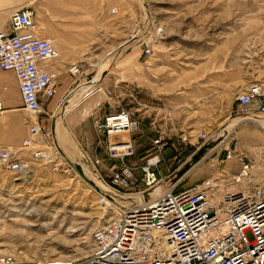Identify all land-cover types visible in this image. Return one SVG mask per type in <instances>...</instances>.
Here are the masks:
<instances>
[{"label":"rangeland","instance_id":"1","mask_svg":"<svg viewBox=\"0 0 264 264\" xmlns=\"http://www.w3.org/2000/svg\"><path fill=\"white\" fill-rule=\"evenodd\" d=\"M13 1L34 12L39 33L44 36L49 30L53 36L47 38L56 47L68 40L46 26L42 0ZM81 2L77 1V11L73 12L84 15L75 16L69 23L86 25V33H80L78 39L90 43L86 48L90 55L81 59L83 65L103 63L98 71L97 96L102 101L96 118L125 110L140 125L131 133L99 139L96 118L79 130L68 129L64 121L56 129L57 118L52 120L44 107L40 125L43 131L52 132L54 144L73 169L54 171L48 164H36L32 176L24 180L0 164V259H5V264H66L90 255L93 233L116 216L109 202L106 206L99 204V193L109 192L124 205L135 197L141 185V167L158 154L154 144L157 133L145 130V126L161 112L159 109L169 120V135L163 136L168 146L160 166L166 183H179L178 189L183 190L219 178L221 191L234 192L264 184V174L254 168L238 186L225 187L222 181L232 161L224 163V150L237 146L233 155L244 152L254 166L264 156V132L257 126L264 118H258L257 125L242 122L229 126L245 119L237 115V97L252 84H259L264 91V0ZM89 25L92 29L87 28ZM108 45H116L110 48L114 54L107 58L98 55ZM147 49L150 55L145 54ZM212 111L220 112V119H211L208 113ZM20 114L28 130L25 120L35 115L26 110ZM205 120L210 124L187 133L189 124H208ZM5 125V114H0V146L18 151L22 143L8 142ZM202 132L213 138L198 140ZM62 139L79 147V155L66 149ZM125 141L132 142L134 154L124 161L111 158L108 142ZM207 144L210 147L192 164V157ZM26 156L31 157L29 152ZM95 160L100 163L95 164ZM187 163L191 166L177 176ZM238 163L236 175L241 169ZM123 164L136 172L138 183L132 190L111 185L112 172ZM158 187L162 194L165 184Z\"/></svg>","mask_w":264,"mask_h":264},{"label":"built area","instance_id":"2","mask_svg":"<svg viewBox=\"0 0 264 264\" xmlns=\"http://www.w3.org/2000/svg\"><path fill=\"white\" fill-rule=\"evenodd\" d=\"M10 26V34L0 32V69L16 74L23 109L35 117L25 120L29 136L18 151L0 146V164L24 180L32 176L36 164L69 172L73 165L54 144L52 132L43 131L39 121L44 107L57 94V75L43 65L57 61L60 52L51 40L39 35L31 9L14 10ZM145 54L150 55L151 50L147 49ZM69 73L81 75L80 65H71ZM237 105V115L246 118L241 122L256 124L258 118H264L262 87L249 86L237 97ZM3 112L0 102V114ZM139 125L125 110L94 120L99 139L107 140L131 133ZM211 138L205 132L198 136L204 142ZM108 143L111 158L124 161L134 154L130 141ZM154 144L158 154L141 167V185L135 197L124 205L113 194L99 193V204L110 203L116 216L95 230L93 248L86 259L66 264H264V186L221 191L219 178H211L179 190V183L168 184L160 174L168 141L161 136ZM28 152L30 158L26 156ZM232 154V150H224V160ZM238 160L241 169L237 175L224 176L225 187L238 186L251 174L253 164L248 155L241 152ZM99 163L95 160V164ZM137 183L134 168L126 164L112 172L111 185L116 189L132 190ZM162 183L165 188L161 195L148 202L142 200V195ZM5 263V259H0V264Z\"/></svg>","mask_w":264,"mask_h":264},{"label":"crops","instance_id":"3","mask_svg":"<svg viewBox=\"0 0 264 264\" xmlns=\"http://www.w3.org/2000/svg\"><path fill=\"white\" fill-rule=\"evenodd\" d=\"M42 1L46 26L51 27V32L53 30L54 32H57L59 35H62L68 39L61 44L59 43V45L57 44V48L60 52V58L57 61L43 65V67H45L49 72L57 75V94L52 100H50V102L47 103L46 110L50 113L52 120L57 118L55 121L56 129L59 127L58 124L63 123L64 121L67 123L68 129L79 130L80 127H82L83 124H87L90 119L94 120L99 112L98 108L102 99L100 96H97L100 92V90L97 88L98 82L100 80L99 70L103 63L99 61L94 65L88 63V66L86 67L83 65V63L85 64L84 60H81L85 56L90 55L89 51L86 50L88 45L90 46V43L86 44L84 41L78 40L80 38V33H86V25L79 23L73 25V23H69L70 20H72L75 16L78 17L80 15H84V12L81 14H76L73 12L74 10L77 11L76 5L78 0ZM85 2L92 3L93 0H82L81 3L85 4ZM21 8L24 7L17 6L14 1L11 2V0H0V32L7 34L12 32L10 26V15L15 9ZM89 16H93L92 7L89 10ZM92 26L93 25H89L87 28L92 29ZM69 32H71V36H67ZM74 33H77V35L73 36L72 34ZM39 35L45 39H49L47 37L53 36L49 30L44 32V36H42V33H39ZM115 46L116 45H108L105 48L102 47L103 51H100L98 55H102L104 58L112 56L115 51H111L110 48ZM73 64L80 65L81 75L72 76L69 73V68ZM94 89H97L96 92L92 91ZM222 93H224V91H222ZM0 102H2L4 106V112L2 114H5L6 125L4 128L8 134V142L13 145L23 143V141L28 137V130L21 123L22 117L20 113L24 111V109L20 94L19 82L14 72L3 71L0 69ZM158 111L161 112L158 113L155 119L150 121L149 125L147 124L145 126V130H149L150 128L156 131L157 134L155 135V138L169 135V131L166 129V125L169 123V120L166 119L163 110L159 109ZM208 115H211V119H214L216 116L219 119L221 117L220 112L215 113L212 111L209 112ZM205 121L207 122L210 120ZM240 122L241 121H236L231 123L229 126L236 127L242 123ZM259 122H262L263 124L261 123V125H256L264 132V121ZM245 123L247 124L248 122ZM209 124L210 123H204V121L191 123L189 124L191 129L187 133L197 132L196 130L201 128V125L207 126ZM184 136L185 134L182 135V137ZM62 143L72 154L79 155L80 148L74 146L72 144L73 142L65 144L68 143V141L62 139ZM226 143L228 144L229 141ZM236 149L237 147L234 150L233 147H231L233 154L237 152ZM233 154L231 158L224 160L225 163L232 159V161L227 166V169L224 170V176L226 177L236 175L234 174V171L237 172L239 169L238 154L235 156ZM235 158L237 160H235ZM263 158L264 156L260 157L259 160L257 159L258 163L256 165L258 166L253 165L254 170L257 169L258 173L261 175L264 174V166L262 164Z\"/></svg>","mask_w":264,"mask_h":264},{"label":"water","instance_id":"4","mask_svg":"<svg viewBox=\"0 0 264 264\" xmlns=\"http://www.w3.org/2000/svg\"><path fill=\"white\" fill-rule=\"evenodd\" d=\"M246 119V118H245ZM245 119H242V120H245ZM210 147V144H207L205 146H202L201 149L192 157V164H196L200 159L201 157L204 155V153L206 152V150ZM191 163H187V165H185L183 168H181V170H179V172H177V176L178 175H182L184 174V172L189 168V166H191ZM160 188L161 187H155L153 188L152 190L148 191L147 193L144 194V198L143 200L145 202H148L156 197H158L159 195H161L159 192H160Z\"/></svg>","mask_w":264,"mask_h":264},{"label":"bare ground","instance_id":"5","mask_svg":"<svg viewBox=\"0 0 264 264\" xmlns=\"http://www.w3.org/2000/svg\"><path fill=\"white\" fill-rule=\"evenodd\" d=\"M124 134H125V133H124ZM200 149H201V148H200ZM105 193H106V192H105ZM108 193H109V192H108ZM108 193H107V194H108ZM108 196H109V194H108ZM143 196H144V195H142V200H143V198H144Z\"/></svg>","mask_w":264,"mask_h":264}]
</instances>
